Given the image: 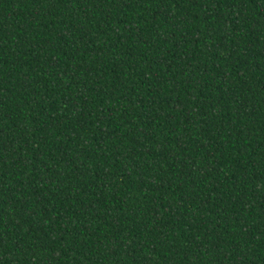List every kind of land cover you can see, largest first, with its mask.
<instances>
[{"label": "trees", "instance_id": "obj_1", "mask_svg": "<svg viewBox=\"0 0 264 264\" xmlns=\"http://www.w3.org/2000/svg\"><path fill=\"white\" fill-rule=\"evenodd\" d=\"M0 264H264V0H0Z\"/></svg>", "mask_w": 264, "mask_h": 264}]
</instances>
